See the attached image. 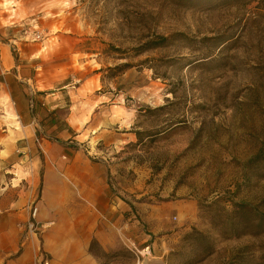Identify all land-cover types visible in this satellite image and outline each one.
Here are the masks:
<instances>
[{"label":"rangeland","instance_id":"obj_1","mask_svg":"<svg viewBox=\"0 0 264 264\" xmlns=\"http://www.w3.org/2000/svg\"><path fill=\"white\" fill-rule=\"evenodd\" d=\"M23 1L31 14L3 13L0 43L57 106L39 101L41 121L71 116L70 146L104 189L74 182L44 218L33 204L20 245L34 238L51 264L46 237L81 252L88 221L104 264H264V0ZM13 107L0 100L10 144Z\"/></svg>","mask_w":264,"mask_h":264},{"label":"crops","instance_id":"obj_2","mask_svg":"<svg viewBox=\"0 0 264 264\" xmlns=\"http://www.w3.org/2000/svg\"><path fill=\"white\" fill-rule=\"evenodd\" d=\"M31 11L23 0H0V16L9 13L10 18H25ZM24 75L23 65L9 58L8 46L0 43V100H12L17 120V127L12 130L16 137L11 144L10 128L0 122V264H39L37 242L28 237L20 245L21 234L17 228L29 219L33 204L37 203L44 218L46 214L51 215L50 211L57 210L63 196L74 195V182L80 185L84 196L97 195L104 189L103 174L70 146L71 116L65 119L61 128L49 122L50 119L42 122L41 115L36 111L37 103L44 100L41 105L46 107L47 112L57 106H49V95L44 98L37 96L36 93L43 91L38 88L37 78H26ZM3 108L0 110L1 119L8 114ZM57 134L62 136L64 142L52 139ZM20 162L26 165L23 166V177L15 185L10 181L16 180L10 176V168ZM85 225V249L81 252L65 250L58 253L53 236L50 234L46 237L47 248H54L51 251V264H104L88 249L97 235L92 229L96 223L87 221ZM57 243L64 248L71 245V241L60 239Z\"/></svg>","mask_w":264,"mask_h":264},{"label":"built area","instance_id":"obj_3","mask_svg":"<svg viewBox=\"0 0 264 264\" xmlns=\"http://www.w3.org/2000/svg\"><path fill=\"white\" fill-rule=\"evenodd\" d=\"M36 213H37V209L34 208L31 212V218L30 220L27 222V228L29 232H35L36 230V223H35V218H36ZM46 264V263H45Z\"/></svg>","mask_w":264,"mask_h":264}]
</instances>
